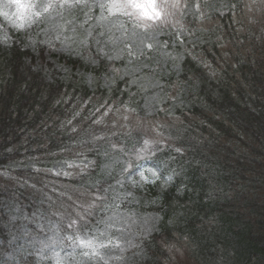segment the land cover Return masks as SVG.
Masks as SVG:
<instances>
[{
	"label": "trees",
	"instance_id": "trees-1",
	"mask_svg": "<svg viewBox=\"0 0 264 264\" xmlns=\"http://www.w3.org/2000/svg\"><path fill=\"white\" fill-rule=\"evenodd\" d=\"M213 1L179 0L181 5H193L199 15L196 19L218 40L200 46V61L189 57L180 61L183 74L176 76V83L170 72L164 76L173 86L163 90L169 110L159 130L163 142L170 140L171 148L177 150L181 166L159 186L164 190L171 184L175 189L170 192L175 194L165 199L164 194L152 193L147 200L149 205L161 203L158 231L145 240L144 258L133 264H168L172 246L192 264H264V0ZM215 3L227 6L226 13L210 11ZM24 43V38L0 42V169L4 162L24 156V142L32 145L33 156L59 150L65 141L57 129L62 117L53 107L66 96L82 102L99 96L111 102L122 91L121 83L101 87V91L88 89L79 76L48 81L44 70L34 68L27 59L28 50L21 47ZM97 61L91 65L87 57L86 70L98 75L107 71L105 60ZM80 62L78 56L66 59L73 67ZM143 88L135 83L132 93L135 96ZM122 92L121 99L129 98L127 91ZM156 116L147 119L152 122ZM102 144L100 155H106L110 139ZM97 160L101 162V157ZM100 172L96 169L87 180L93 188L102 180ZM13 173L26 175L3 185L0 200L18 201L26 196L45 204L35 190L53 181L65 182L23 168ZM113 174L107 171L105 179ZM58 183L48 187L59 192ZM1 221L0 233H4ZM19 256L18 264H42ZM4 264L14 263L5 260Z\"/></svg>",
	"mask_w": 264,
	"mask_h": 264
},
{
	"label": "rangeland",
	"instance_id": "rangeland-1",
	"mask_svg": "<svg viewBox=\"0 0 264 264\" xmlns=\"http://www.w3.org/2000/svg\"><path fill=\"white\" fill-rule=\"evenodd\" d=\"M55 2L58 5L56 8L44 14L43 19L29 24L17 15L15 4L10 3V0H0V12L6 13L0 14V42L6 43L4 37L7 35L4 32L8 27L24 33L30 31L32 37L28 38L30 52L27 59L34 64V68L43 69L47 79L80 76L88 89L93 87L99 91L101 87L107 88L110 84L121 82L122 91H127L129 97H135L132 88L137 83L144 88L136 97L143 96L142 105L148 111L155 108L154 98L164 97L165 74H173L175 81L183 54L197 55L198 48L211 41L208 37L211 34L203 22H181L188 13H191V18L195 17L193 5L189 3L168 9L171 14L166 19L146 20L135 8L119 11L110 8L114 0H81L73 7L59 6L63 0ZM115 2L123 4L127 0ZM100 4L105 7L101 8ZM94 6H99L98 12ZM209 10L222 15L226 13L227 7L216 4ZM32 39L37 41V45H44L43 52L41 48L35 50L36 44ZM82 48H88L86 53L92 57L91 65L97 63L98 54L109 63L111 69L99 75L91 71L84 72L82 67L72 68L57 57L64 54L79 55L84 51ZM87 56L82 55L84 61ZM122 91H119L120 95ZM120 95L117 101L113 100L117 102L114 107L112 102L108 105L104 101L99 104V96L86 104L79 105L76 102L75 106H68L71 112H64L65 115L69 114L68 118H62L57 129L70 139L76 137L74 147H77V152L74 150L70 158L63 156L62 159H53L49 162V169L63 176L77 175L85 168L84 165L96 164L90 155L94 153L96 156V153L99 155L103 151L97 148L103 136L109 135L113 141L120 135V142H112L114 149L126 142L128 134L122 133L133 131L137 137L130 146L127 170L100 190L82 192L68 185L67 190L74 192L65 197L68 206L60 208L61 213L68 211V214L56 212L60 216L56 219L61 223L60 227L56 226V221H50L41 213L25 214L16 204L9 207V250L1 255L0 264L5 259L17 261L20 253L26 256L33 254L46 264H132L143 257V242L156 232L160 216L156 212L158 204L149 206L147 199L150 197H143L141 192L137 194L136 185L142 181L148 187L155 188L154 177L166 172L162 165L155 164L152 159L135 167L132 163L153 154L149 152L160 154L167 144L162 141L159 123L142 121L129 105L121 102ZM24 145L27 151L32 149L26 142ZM103 158L106 161L102 163L101 172L105 176L107 169L113 168L114 155L108 154ZM114 162V170H117L118 163ZM32 164L36 165L37 162L33 159L25 161L26 166ZM71 167L77 168L78 172L65 170ZM5 179L6 173L0 174V182ZM142 190L147 191L146 188ZM135 196L143 197L144 200H135ZM82 241H90L92 246L82 244ZM169 257L168 264H192L176 246H172Z\"/></svg>",
	"mask_w": 264,
	"mask_h": 264
},
{
	"label": "snow or ice",
	"instance_id": "snow-or-ice-1",
	"mask_svg": "<svg viewBox=\"0 0 264 264\" xmlns=\"http://www.w3.org/2000/svg\"><path fill=\"white\" fill-rule=\"evenodd\" d=\"M81 0H63L59 5L63 7L67 5L68 7H73L79 4ZM10 3L15 4L17 15L20 16L22 20L26 23L31 24L34 20H41L44 14L49 13L50 10L56 8L58 5L55 0H10ZM101 8L105 7L104 4L99 5ZM179 0H127L126 3H116L114 2L109 6L119 10H125L128 7H132L138 10L142 15L143 19L146 20H159L162 17L167 18L170 8H179ZM186 6V5H185ZM0 14L6 15V13L0 12ZM149 48L151 45L148 46ZM147 143V142H146ZM87 246H92L91 242H81Z\"/></svg>",
	"mask_w": 264,
	"mask_h": 264
}]
</instances>
